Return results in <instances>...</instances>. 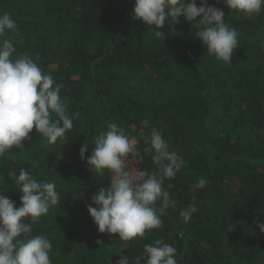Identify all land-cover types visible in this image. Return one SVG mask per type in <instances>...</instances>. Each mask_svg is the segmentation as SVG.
<instances>
[{
  "label": "trees",
  "instance_id": "1",
  "mask_svg": "<svg viewBox=\"0 0 264 264\" xmlns=\"http://www.w3.org/2000/svg\"><path fill=\"white\" fill-rule=\"evenodd\" d=\"M208 4L221 8L239 34L232 64L209 55L195 22L183 17L160 29L164 39L155 38L153 27L133 18L135 0H0V14L17 23L3 37L13 42V56L29 55L63 85L73 119L56 145L34 128L23 151L14 147L0 157V194L16 207L21 169L56 185L60 203L39 223L26 219L30 236L49 238L51 264L134 260L158 239L176 248L178 264H264V232L255 223L264 221V10L249 17L223 0ZM111 123L136 139L140 170L158 171L153 129L180 164L164 181L174 206L162 214L163 226L142 239L100 233L88 211L95 207L91 197L111 184V172L101 175L87 162L93 137ZM200 178L205 186L194 188ZM191 205L197 211L185 222L180 212Z\"/></svg>",
  "mask_w": 264,
  "mask_h": 264
},
{
  "label": "clouds",
  "instance_id": "2",
  "mask_svg": "<svg viewBox=\"0 0 264 264\" xmlns=\"http://www.w3.org/2000/svg\"><path fill=\"white\" fill-rule=\"evenodd\" d=\"M223 3L231 11L249 17L264 10V0H223ZM181 17L191 24L195 22L196 37L209 55L225 65L232 64L239 34L226 23L221 8L208 4V0H201L199 6L197 0H135L133 18L153 27L157 39L166 36L160 29L179 24ZM10 30H17L16 21L10 13L0 14V157L14 147L23 151V141L31 139L34 128L48 146H53L58 140L66 139V133L74 126L60 95L63 85L50 74H44L29 55L13 56L16 52L13 42L3 38ZM108 128L107 132L93 137L95 147L87 162L101 175L105 170L111 172V184L101 187L91 197L95 207L89 204L88 211L100 233L118 234L125 242L137 237L142 239L146 232L163 226L162 214L174 206L170 192L164 189V181L180 171L177 154L169 150L161 132L153 129L150 144L158 171L140 170L129 159L131 155L136 163L140 162L135 159V145L124 128L115 123ZM88 147L85 142L80 148L82 160ZM16 183L22 193V206L16 207L14 200L0 194V264H51L49 238L30 236L32 224L26 219L39 223L43 215L60 203L56 185L37 180L25 169L20 170ZM205 184L206 180L200 178L193 187L203 188ZM157 201L161 202L159 208ZM196 211V206L191 205L181 210L180 215L188 222ZM255 223L264 232V221L257 217ZM176 256L175 247L158 239L145 244L143 254L134 260L124 255L116 264H141V260L144 264H178Z\"/></svg>",
  "mask_w": 264,
  "mask_h": 264
},
{
  "label": "rangeland",
  "instance_id": "3",
  "mask_svg": "<svg viewBox=\"0 0 264 264\" xmlns=\"http://www.w3.org/2000/svg\"><path fill=\"white\" fill-rule=\"evenodd\" d=\"M131 141H132V143H133L134 145L136 144V139H135V138H133ZM129 159H130L131 163H132L135 167L139 168V163H136L135 160L131 157V155H130ZM135 159H136V160H139V159L136 157V152H135ZM139 169H140V168H139ZM110 246H111V245H110Z\"/></svg>",
  "mask_w": 264,
  "mask_h": 264
}]
</instances>
